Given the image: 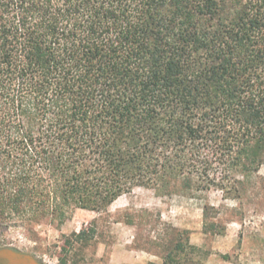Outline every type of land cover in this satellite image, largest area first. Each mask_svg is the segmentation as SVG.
<instances>
[{"label":"trees","instance_id":"16d2710c","mask_svg":"<svg viewBox=\"0 0 264 264\" xmlns=\"http://www.w3.org/2000/svg\"><path fill=\"white\" fill-rule=\"evenodd\" d=\"M263 161L264 0H0V228L135 187L240 198ZM171 230L162 263L204 264Z\"/></svg>","mask_w":264,"mask_h":264},{"label":"rangeland","instance_id":"374dc122","mask_svg":"<svg viewBox=\"0 0 264 264\" xmlns=\"http://www.w3.org/2000/svg\"><path fill=\"white\" fill-rule=\"evenodd\" d=\"M246 181L240 198H224L219 190L187 196L135 187L105 211L75 209L62 222L0 228V246L28 252L44 264H146L149 255L162 260L163 245L177 228L189 230L190 243L207 252L203 262L264 264V161ZM205 203L212 206L207 221L217 223V232H203ZM82 229L86 234L74 238Z\"/></svg>","mask_w":264,"mask_h":264},{"label":"flooded vegetation","instance_id":"af4514ba","mask_svg":"<svg viewBox=\"0 0 264 264\" xmlns=\"http://www.w3.org/2000/svg\"><path fill=\"white\" fill-rule=\"evenodd\" d=\"M27 254L33 256L34 259ZM40 262V260L28 252L9 245L0 246V264H40Z\"/></svg>","mask_w":264,"mask_h":264},{"label":"crops","instance_id":"0c3cea01","mask_svg":"<svg viewBox=\"0 0 264 264\" xmlns=\"http://www.w3.org/2000/svg\"><path fill=\"white\" fill-rule=\"evenodd\" d=\"M198 245V243H196ZM152 255H149L146 257L145 261L147 263H155V264H163L162 260H160V257H151ZM204 264H208V261H205Z\"/></svg>","mask_w":264,"mask_h":264},{"label":"water","instance_id":"95a60500","mask_svg":"<svg viewBox=\"0 0 264 264\" xmlns=\"http://www.w3.org/2000/svg\"><path fill=\"white\" fill-rule=\"evenodd\" d=\"M27 255H28V256H30L32 259H34V257H33V256H31V255H29V254H27ZM40 264H44V263H41V262H40Z\"/></svg>","mask_w":264,"mask_h":264}]
</instances>
